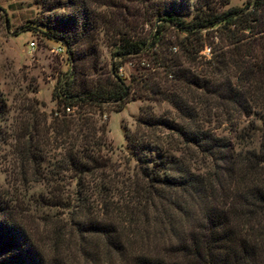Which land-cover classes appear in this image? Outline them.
I'll list each match as a JSON object with an SVG mask.
<instances>
[{"label": "trees", "instance_id": "trees-1", "mask_svg": "<svg viewBox=\"0 0 264 264\" xmlns=\"http://www.w3.org/2000/svg\"><path fill=\"white\" fill-rule=\"evenodd\" d=\"M39 3L38 25L64 46L69 70L52 91L58 114L24 116L16 175L23 186L49 184L43 203L68 211L44 246L20 204L0 194V264H264V0ZM100 42L112 60L103 77ZM132 57L140 68L125 83L117 70ZM135 86L173 113L139 108L124 132L129 175L103 155L97 122ZM64 173L74 182L66 197Z\"/></svg>", "mask_w": 264, "mask_h": 264}, {"label": "rangeland", "instance_id": "rangeland-1", "mask_svg": "<svg viewBox=\"0 0 264 264\" xmlns=\"http://www.w3.org/2000/svg\"><path fill=\"white\" fill-rule=\"evenodd\" d=\"M247 1L250 0H228L222 9L243 6ZM0 8V94L5 103V112L0 117V194H8L16 200V204H20L34 238L46 246L50 222L65 219L68 210L43 203L41 198L50 193V185L46 182L22 185L16 175L18 159L14 138L23 127V118L29 111L43 113L49 122L53 112L60 106L57 99L52 98V91L57 81L68 73L69 64L65 53L54 54L51 51L57 43L45 35V27L38 25L39 20L47 16L39 0H0ZM144 29L149 31L152 28L146 25ZM30 43H33L32 48ZM110 50L104 42H100L97 76H106L109 71L112 61ZM138 60L137 57L127 58L118 68L117 73L124 77L125 83H129L131 75H135L136 69L140 68ZM133 88L135 92L131 89V99L121 110L114 111L111 106H104L97 122V125H105L107 139L102 148L103 155L117 172L129 175L132 174L135 160L126 144L124 132L135 129L139 108L147 105L155 114L167 111L173 113L168 102L151 99L139 86ZM92 116L98 119L96 114ZM255 124L259 128V121ZM53 147L54 144L49 146L50 157L58 152ZM52 164V159L46 161L43 172L48 173ZM69 176L64 173L63 181L60 182L64 197L74 186Z\"/></svg>", "mask_w": 264, "mask_h": 264}, {"label": "built area", "instance_id": "built-area-1", "mask_svg": "<svg viewBox=\"0 0 264 264\" xmlns=\"http://www.w3.org/2000/svg\"><path fill=\"white\" fill-rule=\"evenodd\" d=\"M33 47V43H30V48H32ZM64 46L61 44V43H57L56 44V46H54L52 49H51V51L54 53V54H62V53H65L64 52ZM208 52V48H205L204 49V53H207ZM71 110L69 109V108H65V112H70ZM58 114V112L57 111H55L54 112V115H57Z\"/></svg>", "mask_w": 264, "mask_h": 264}]
</instances>
